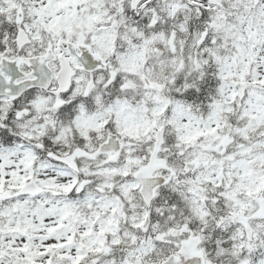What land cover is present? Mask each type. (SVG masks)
<instances>
[{
	"label": "snow or ice",
	"instance_id": "1",
	"mask_svg": "<svg viewBox=\"0 0 264 264\" xmlns=\"http://www.w3.org/2000/svg\"><path fill=\"white\" fill-rule=\"evenodd\" d=\"M0 264H264V0H0Z\"/></svg>",
	"mask_w": 264,
	"mask_h": 264
}]
</instances>
